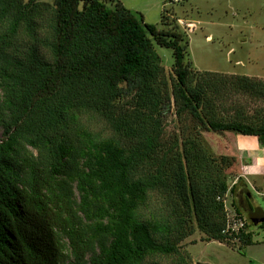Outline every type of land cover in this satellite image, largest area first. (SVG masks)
Listing matches in <instances>:
<instances>
[{"label": "trees", "instance_id": "obj_1", "mask_svg": "<svg viewBox=\"0 0 264 264\" xmlns=\"http://www.w3.org/2000/svg\"><path fill=\"white\" fill-rule=\"evenodd\" d=\"M163 24L120 0H0V264H191L181 243L195 227L206 241L255 243L249 221L225 231L222 198L240 181L230 187L226 159L193 132L162 150L161 123L173 99L207 130L264 147V119L213 115L221 76L196 79L184 33ZM157 46L172 51L169 85ZM233 80L264 95L247 76ZM125 100L129 111L116 113ZM95 114L114 135L87 127ZM157 195L166 209L149 210Z\"/></svg>", "mask_w": 264, "mask_h": 264}, {"label": "rangeland", "instance_id": "obj_2", "mask_svg": "<svg viewBox=\"0 0 264 264\" xmlns=\"http://www.w3.org/2000/svg\"><path fill=\"white\" fill-rule=\"evenodd\" d=\"M42 1L51 3L53 0ZM120 1L127 9L141 13L146 23L157 25L161 29V16L164 26L174 27L173 30L184 33L188 46L185 61L197 72L196 79L200 80L205 71L221 76L218 93L211 96L216 103L213 115L225 121L257 123L264 119V95L244 93L233 80L238 75L247 76L260 84L264 91V0H184L181 3H173V0ZM156 50L169 85L174 77L172 51L158 46ZM130 106L132 105L126 103V100L122 101L115 112L129 111ZM82 120L95 133L114 135L109 124L99 115H85ZM161 125L164 130L161 137L162 150L174 152L180 147L181 139L193 132L192 136L195 135L204 148L215 157L226 159L222 167L227 175L237 177L243 170L241 165L251 159L250 153L240 150L239 144L243 146L244 143L242 135L207 130L188 112L177 111L173 99ZM236 192L238 188L228 197L229 202L233 200L240 212L244 200L248 201L252 214L257 208L264 210V197L258 193L250 191L249 195L246 192L236 195ZM165 197H152L149 210L166 209L162 204ZM171 208L180 214L181 205L177 204V200H174ZM254 229L262 232L261 228ZM259 239L254 234L255 243L239 249L238 242L233 247L231 243L229 247L216 240L206 241L205 233L195 227L194 233L181 244L182 250L189 254L191 264H250L248 257H254L263 251L264 247L256 243ZM160 261L173 264L176 257L160 258Z\"/></svg>", "mask_w": 264, "mask_h": 264}, {"label": "crops", "instance_id": "obj_3", "mask_svg": "<svg viewBox=\"0 0 264 264\" xmlns=\"http://www.w3.org/2000/svg\"><path fill=\"white\" fill-rule=\"evenodd\" d=\"M243 146L239 144L240 150L243 149L245 153H250L251 159L248 160V162L243 163L241 167H243V170L239 173L238 177H240L241 182L238 186V183L236 185V189L238 188V192H236V195L241 194L243 192H246L249 195L250 191H254L258 193L260 196L264 197V147H262L256 137L254 136H243ZM242 151V150H241ZM236 178V177H235ZM234 194V193H233ZM241 199V195H240ZM241 208V215L247 219L250 222V217L252 215L251 207L248 203V201H243ZM257 212L260 215L261 213L264 214V210L261 208H257ZM256 212V211H254ZM254 215V213H253ZM251 229L252 234L257 235L260 237V241L257 240L256 243L260 244V247H264V225L261 228L262 232L256 231V229ZM251 246V245H250ZM247 246V247H250ZM251 261L250 264H264V248L262 253L257 254L254 257H248Z\"/></svg>", "mask_w": 264, "mask_h": 264}, {"label": "built area", "instance_id": "obj_4", "mask_svg": "<svg viewBox=\"0 0 264 264\" xmlns=\"http://www.w3.org/2000/svg\"><path fill=\"white\" fill-rule=\"evenodd\" d=\"M180 1L181 0H173V2ZM189 28H192V26H190ZM237 180L238 178L233 179L230 183V187L234 185ZM229 194L230 192H227V194H225V196L222 198L224 209L227 212V224L225 231L229 233H238L240 230H243L245 228L247 220L242 215L239 216L235 213V210L231 206V202H229Z\"/></svg>", "mask_w": 264, "mask_h": 264}, {"label": "water", "instance_id": "obj_5", "mask_svg": "<svg viewBox=\"0 0 264 264\" xmlns=\"http://www.w3.org/2000/svg\"><path fill=\"white\" fill-rule=\"evenodd\" d=\"M250 222L254 225L257 226L259 223L264 222V214H258V212H254V215L252 214L250 217ZM199 264H207V263H199Z\"/></svg>", "mask_w": 264, "mask_h": 264}, {"label": "clouds", "instance_id": "obj_6", "mask_svg": "<svg viewBox=\"0 0 264 264\" xmlns=\"http://www.w3.org/2000/svg\"><path fill=\"white\" fill-rule=\"evenodd\" d=\"M247 220V219H246ZM248 221V220H247Z\"/></svg>", "mask_w": 264, "mask_h": 264}]
</instances>
